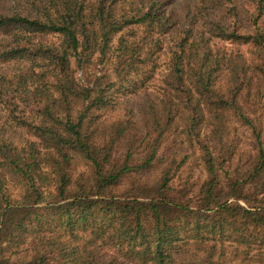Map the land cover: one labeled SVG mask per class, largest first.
Returning <instances> with one entry per match:
<instances>
[{"label": "trees", "instance_id": "1", "mask_svg": "<svg viewBox=\"0 0 264 264\" xmlns=\"http://www.w3.org/2000/svg\"><path fill=\"white\" fill-rule=\"evenodd\" d=\"M171 4L0 0V264H264V0ZM142 91L140 126L112 118ZM233 120L256 154L231 175ZM176 132L193 196L160 155Z\"/></svg>", "mask_w": 264, "mask_h": 264}, {"label": "rangeland", "instance_id": "2", "mask_svg": "<svg viewBox=\"0 0 264 264\" xmlns=\"http://www.w3.org/2000/svg\"><path fill=\"white\" fill-rule=\"evenodd\" d=\"M11 1V0H6ZM188 0H172L171 6L175 11H177V14L180 15L182 13V6L185 4V2ZM170 6V8H171ZM180 13V14H179ZM45 40L55 41L57 39L56 36H45ZM228 47H231L232 45L229 43H226ZM233 47V46H232ZM235 48V47H234ZM237 48V46H236ZM243 50H245L244 47H242ZM163 58V57H162ZM161 58V60H163ZM161 62V61H160ZM160 67L158 68V72H160L163 67L161 66V63H159ZM161 76L159 74L156 75V79H159ZM158 92L157 86L150 85L149 89L147 91L148 95L153 96ZM145 93L142 91L139 94H132L128 100L124 101V103L117 109V111L112 112V118H123L124 121L130 120L131 116L133 115L134 120H140L139 114H138V108L143 103ZM250 101L246 104L249 106ZM262 110V109H261ZM261 110L258 112L261 113ZM130 112V114H128ZM137 117H139L137 119ZM140 126V121L138 122ZM232 126H229V130H231V134L226 135L231 141H233L234 144V154L232 158L227 161V164L225 165L226 170L229 174L234 175L236 170L237 172L240 170H246L248 166L251 164V162L255 159L256 154V141L255 137L252 134V129L248 128L247 126H242V124L236 123L235 120L232 122ZM257 125L262 129L264 133V111L261 115L260 120L258 121ZM133 126V125H131ZM135 126L131 127L130 133H135L136 129ZM181 127L178 129L180 130ZM212 126L211 124H205L203 128V134L207 136L209 139H211L213 136L210 133ZM138 129H141L138 132L139 135L145 136V129L138 127ZM137 129V130H138ZM208 133V135H207ZM149 137L146 138L145 142ZM212 144L215 145V142L217 140H210ZM144 142V143H145ZM127 141L121 142L120 146L118 147L121 152H125ZM145 144L142 145V142H138L136 144V147L141 150L144 148ZM161 156H164L167 160L170 158L175 157L176 158V165L180 164L176 175L174 176L172 180V185L177 188H186L188 191V194L190 196H193L201 185L204 183L205 179L207 178V173L205 170L204 163L201 158V151L198 147L192 146L188 140L185 138L183 134H179V132H176L174 135L165 137L162 147H161ZM82 164H79L81 166ZM163 166L164 164H160ZM158 169L153 172V176L155 177L158 174ZM9 190L11 194L14 196H18L22 189L15 180H11L9 183ZM237 260L232 261V264H236Z\"/></svg>", "mask_w": 264, "mask_h": 264}]
</instances>
